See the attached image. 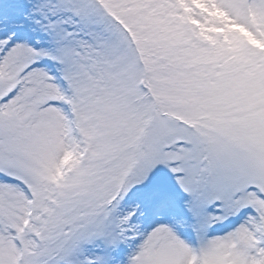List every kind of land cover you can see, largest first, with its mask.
<instances>
[{
  "label": "snow or ice",
  "instance_id": "snow-or-ice-1",
  "mask_svg": "<svg viewBox=\"0 0 264 264\" xmlns=\"http://www.w3.org/2000/svg\"><path fill=\"white\" fill-rule=\"evenodd\" d=\"M0 264H264V0H0Z\"/></svg>",
  "mask_w": 264,
  "mask_h": 264
}]
</instances>
